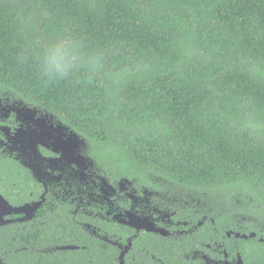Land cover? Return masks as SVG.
Returning a JSON list of instances; mask_svg holds the SVG:
<instances>
[{
	"label": "trees",
	"instance_id": "16d2710c",
	"mask_svg": "<svg viewBox=\"0 0 264 264\" xmlns=\"http://www.w3.org/2000/svg\"><path fill=\"white\" fill-rule=\"evenodd\" d=\"M0 85L108 175L264 225V0H0Z\"/></svg>",
	"mask_w": 264,
	"mask_h": 264
},
{
	"label": "flooded vegetation",
	"instance_id": "af4514ba",
	"mask_svg": "<svg viewBox=\"0 0 264 264\" xmlns=\"http://www.w3.org/2000/svg\"><path fill=\"white\" fill-rule=\"evenodd\" d=\"M61 126L0 85V233L12 239L3 263L264 264L260 219L232 223L231 209L179 199L162 176L154 188L108 175L86 142L70 152Z\"/></svg>",
	"mask_w": 264,
	"mask_h": 264
},
{
	"label": "clouds",
	"instance_id": "9594fccd",
	"mask_svg": "<svg viewBox=\"0 0 264 264\" xmlns=\"http://www.w3.org/2000/svg\"><path fill=\"white\" fill-rule=\"evenodd\" d=\"M70 63L71 62L66 59V54H62L60 50L54 51L49 59V65L57 72H63L70 66Z\"/></svg>",
	"mask_w": 264,
	"mask_h": 264
},
{
	"label": "water",
	"instance_id": "95a60500",
	"mask_svg": "<svg viewBox=\"0 0 264 264\" xmlns=\"http://www.w3.org/2000/svg\"><path fill=\"white\" fill-rule=\"evenodd\" d=\"M60 128V127H59ZM62 129H65L67 131H69L70 129L67 128V127H62ZM69 134V140H70V143H69V150L70 152L73 154V152L81 149V147H83L85 145V140L82 139L75 131L73 130H70V132H68ZM64 151V150H63ZM0 199L1 200H4L1 195H0ZM0 225H1V222H0ZM70 249L71 247H65V248H62V249ZM0 264H5L2 262L1 260V257H0Z\"/></svg>",
	"mask_w": 264,
	"mask_h": 264
}]
</instances>
